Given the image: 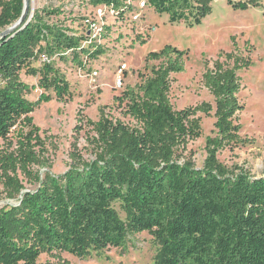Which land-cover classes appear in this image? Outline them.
<instances>
[{
  "label": "trees",
  "instance_id": "trees-1",
  "mask_svg": "<svg viewBox=\"0 0 264 264\" xmlns=\"http://www.w3.org/2000/svg\"><path fill=\"white\" fill-rule=\"evenodd\" d=\"M82 1L122 18L133 10L135 0ZM226 1L246 8L264 0ZM143 3L167 14L169 23L190 26L199 24L210 9L209 0ZM23 7V0H0V30L17 21ZM42 12L58 15L60 10ZM25 21L0 38V139H7L17 122L29 129L15 139L17 156L0 152L4 174L14 172L16 162L30 174L32 149L42 143L29 114L53 97H71L55 59L67 55L84 68L105 52L101 44L73 34L64 24L43 21L38 10L31 15L30 6ZM186 54L170 44L147 53L146 62L156 64H145V71L138 72L139 81L126 85L116 97L130 122L83 117L95 134L98 151L93 160L59 175L40 177L35 172V187L22 193V184L7 176L5 186L20 197L16 204L0 208V264H52L39 257L54 252L83 259L122 246L128 235L143 231L158 246L151 264H264V175L253 177L244 169L231 172L217 158L226 147L251 143L240 135L238 121L243 104L238 99L237 72L248 61L242 54L228 53L227 62L216 59L202 73V83L213 96L215 135L206 136V156L197 168L179 159L187 144L201 137L197 113H208L210 106L202 102L176 109L169 96L170 75L184 70ZM34 60H40L38 66L32 65ZM21 72L38 76L37 84L22 81ZM35 89L40 90L38 97L27 99Z\"/></svg>",
  "mask_w": 264,
  "mask_h": 264
},
{
  "label": "rangeland",
  "instance_id": "rangeland-1",
  "mask_svg": "<svg viewBox=\"0 0 264 264\" xmlns=\"http://www.w3.org/2000/svg\"><path fill=\"white\" fill-rule=\"evenodd\" d=\"M132 4L133 10L119 18L108 8L92 7L82 0H29L31 15L38 10L43 21L64 24L73 34L101 44L105 52L87 62L84 68L73 64L67 55L64 60L55 59V66L69 83L71 97L63 100L53 97L29 114L39 129L37 136L42 145L32 149L33 163L27 166L30 174L18 162L14 172L4 174L0 167V208L16 204L20 193L35 187L32 182L35 172L40 177L45 173L59 175L70 167H80L83 162L93 160L98 147L93 139L95 134L86 126L84 118L91 121L119 118L130 122L123 116L116 97L126 85L134 86L139 81L138 72L145 71V64L149 67L156 64L146 62L147 53L166 44L187 51L184 70L170 75L169 96L173 107L180 109L202 102L210 106L208 113H197L201 118L202 135L187 144L179 163L201 168L206 156L205 138L215 135L213 96L202 83V73L216 59L224 61L226 54L238 53L248 61V65L237 72L241 82L238 99L243 104L238 114L240 135L250 138L251 143L226 147L217 153V158L231 172L244 169L253 177L264 175V1L255 6L235 8L226 0H209L207 14L199 24L191 26L184 22L169 23L167 14L154 12L143 0H135ZM43 9H59L60 13L47 15L43 14ZM7 28L9 26L0 32ZM39 63L40 60H34L32 65ZM121 64L126 68L120 71ZM20 79L36 85L38 76L21 72ZM39 92V89L32 90L26 98L33 101ZM28 130L22 121L17 122L8 138L0 139V152L17 156L19 148L15 139L18 133L26 135ZM7 176L16 178L24 189L13 194V190L4 184ZM114 206L124 218L119 204ZM157 247L152 235L143 231L128 235L122 246L93 252L83 259L54 252L41 254L39 261L52 264H151Z\"/></svg>",
  "mask_w": 264,
  "mask_h": 264
},
{
  "label": "water",
  "instance_id": "water-1",
  "mask_svg": "<svg viewBox=\"0 0 264 264\" xmlns=\"http://www.w3.org/2000/svg\"><path fill=\"white\" fill-rule=\"evenodd\" d=\"M23 2H24V7L22 10L21 16L19 17V19L17 21H15L12 25H10L9 28L0 32V38L10 35L11 33H13V31L17 27L21 26L23 23H24V25L27 23L28 20L25 21V19H26V16L28 14V10H29V0H23Z\"/></svg>",
  "mask_w": 264,
  "mask_h": 264
},
{
  "label": "built area",
  "instance_id": "built-area-1",
  "mask_svg": "<svg viewBox=\"0 0 264 264\" xmlns=\"http://www.w3.org/2000/svg\"><path fill=\"white\" fill-rule=\"evenodd\" d=\"M43 60H47L48 61V59H46V57H43ZM124 68H126V65L125 64H121L120 65V71H121V69H124Z\"/></svg>",
  "mask_w": 264,
  "mask_h": 264
}]
</instances>
